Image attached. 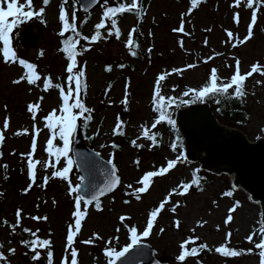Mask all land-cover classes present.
Instances as JSON below:
<instances>
[{
    "label": "rangeland",
    "instance_id": "rangeland-1",
    "mask_svg": "<svg viewBox=\"0 0 264 264\" xmlns=\"http://www.w3.org/2000/svg\"><path fill=\"white\" fill-rule=\"evenodd\" d=\"M138 2L142 5L140 16L134 12L119 16L118 26L121 29L119 38L115 35L108 36L107 28L101 29L104 38L90 44L88 50L77 57L78 66L82 67L85 73L86 89H83L81 99L85 106L91 109L90 113L85 114L91 116V125L85 136L93 135V138L92 141L85 138V141L103 157L112 161L121 176L120 186L98 199L102 211L97 210L94 204L86 205L82 202L81 210L87 207L88 215L82 220L81 230L73 244L78 253V264H107L105 247L122 250L131 242L129 232L131 227H136L138 234L142 233L150 211L181 182H190L195 177L196 169H199V174H203L200 177L205 178L203 184L193 186L184 196L174 194L165 210L158 216L152 234L142 237L141 241L149 242L157 255L164 257L162 264H182L176 260V256L181 252L179 245L192 235L199 236L200 240L196 241V245H189V248L206 243L211 250L205 249L197 257L187 258L183 264H259L258 250L253 254L239 257H224L214 251L215 247L226 242L228 232L232 233L228 241L229 247L239 250L252 248L253 245L247 242L246 237L262 220L261 203L252 200L242 187L235 186L228 171L218 174L202 167L198 159L187 158L169 174L154 178L149 191L141 194L139 201L135 199V194L130 195L133 190L127 188V185L131 183L134 188L138 187L135 181L145 172L166 166L167 160L174 159L177 155L186 156L184 147H178L173 133L164 121L156 128H151L159 115L154 111L153 104L154 87L158 76L171 73L161 82L162 95L176 97L174 102L176 104L181 100H189L194 95L183 96L186 90L199 89L208 82L213 68L218 70L217 74L220 77L218 83L228 82L235 72L237 59L241 62V74L250 71L251 65L256 62H259L261 70L264 71V6L260 7L257 14L253 38L232 47L234 41H229L226 30L232 31L236 39H243L246 36L251 12L254 10L248 9L246 4L235 6V0H202L193 7L190 0H138ZM117 3L127 4L128 0H108L106 6H117ZM60 4L61 0H51L45 6L43 1L36 0L34 9L45 7L44 15L14 30L12 46L18 58L35 63L37 72L42 77L36 85H29L26 81L13 83L26 72V69L19 65L18 61L13 63L3 60L0 42V131L4 134V141L0 144L2 153L0 193H3L0 195V243L4 245L2 250L11 262L48 264L47 252L52 251L53 264H63L64 256L71 251V249L66 251V235L69 225H74L75 217L72 213L74 200L77 195L80 196L79 192L70 193L68 181L52 178L51 173L55 169L45 170L40 165L37 166L36 183L29 192L24 191L31 183L26 154L31 150L32 139L35 136L37 141V150L32 158L42 162L48 161L50 157L45 149L47 140L51 137V130L45 127L44 117L53 109L59 114L62 105L59 89L51 88L45 91L43 78L50 76L53 84L59 83L67 91L68 74L65 69L69 61L59 49L62 38L59 35L62 30V22L58 18ZM65 8L69 13V21H72L71 13L75 11L77 28L86 15H90L83 28V36L91 37L95 32V24L102 18L105 0H101L88 12L83 11L74 0H69ZM235 13L240 14L239 24L234 22ZM182 18L185 32H173L174 28L180 26ZM27 27H31L36 33L35 43H28L25 34ZM134 27L137 31L133 38L137 37L136 44L143 55L142 58L132 56L125 45L129 32ZM208 29L210 31H207ZM181 40L183 48L179 44ZM80 43L88 44L83 39ZM149 48L152 49L150 53ZM41 51L44 53L43 56L40 55ZM210 56L214 58L207 60ZM205 60L207 62H204ZM121 64L125 67L120 68ZM188 64L197 66L186 69ZM109 66L111 71L108 70ZM175 68L186 70L174 73L172 69ZM256 81L264 82V75L254 73L245 81L247 95L244 101L250 110L246 122L241 126H235L232 120H229V123L222 121L231 127H240L250 140H256L261 135L264 137V83L257 84ZM126 86L128 102L124 104L122 101L125 99ZM41 97L43 99H40ZM32 103L39 104L35 120L33 114L27 111V106ZM184 105L188 104L181 106ZM117 116L124 122V135H113ZM6 119L9 126L4 129ZM85 123V119L81 118L83 127ZM144 127H148L151 133L158 134L157 146L150 147L152 142L142 136ZM36 129H39L38 135ZM18 132L22 134L17 135ZM132 140L144 144V147H134L131 144ZM173 143L177 145L175 152L171 148ZM54 144L62 147V141L58 138ZM113 144L119 147L113 148ZM69 155L73 158L72 152ZM52 159L54 162V158ZM137 159L140 161L138 166L134 163ZM3 165H7L6 170ZM65 165L66 159L62 158L56 167L62 168ZM44 176L50 177L46 186L43 182ZM80 177L74 164L69 173L72 186L79 184ZM229 191L232 192V196L224 195ZM237 201L240 207L232 213L233 221L226 225L224 221L229 214L228 210ZM177 202L180 206L172 213L170 208ZM18 208L23 210L21 223L13 232L10 225L16 222L15 213ZM122 215L130 219L121 222L119 217ZM32 216H47L48 219L35 221L31 219ZM176 219L181 221L178 230L173 226ZM4 220H7L8 224H4ZM198 221L207 223L203 227H198ZM24 228H29L41 239H50L52 242L49 249L40 250L42 257L36 261L31 259L33 254L31 249L20 243L21 240L35 239L31 233L24 232ZM117 228L120 229L119 232L116 231ZM161 228L165 229L163 233L160 232ZM193 228L196 229L194 234L191 231ZM93 233L99 234L103 239L94 240L89 245L83 244L82 241L92 238ZM109 240L112 241L111 245L107 244ZM254 240L258 242V237H254ZM8 248H15L16 253L8 252ZM68 258L70 261V255Z\"/></svg>",
    "mask_w": 264,
    "mask_h": 264
},
{
    "label": "snow or ice",
    "instance_id": "snow-or-ice-1",
    "mask_svg": "<svg viewBox=\"0 0 264 264\" xmlns=\"http://www.w3.org/2000/svg\"><path fill=\"white\" fill-rule=\"evenodd\" d=\"M50 3V0H43V5L47 6ZM69 3V0H61L60 4V11H59V20L62 22V30L59 32L61 37H64L66 33L71 32L74 35L68 36L65 38L63 43V48L61 51L66 54L67 60L69 61L66 66V73L67 75V91H65V87L59 83L53 84L52 78L46 77L43 78V88L45 91L56 88L59 89L60 97L62 99V105L59 109V114L57 113L56 109H53L47 116L44 117L46 124L45 127L51 130V137L47 140V146L45 151L48 153L50 159L48 161H40L34 160L33 154L37 150V141L35 136L31 142V150L27 156V171L28 176L31 181L28 187L24 189L25 193L29 192L33 185L36 183L37 180V166L40 165L42 168L47 170L48 168L55 169L51 173L52 178H59L65 181H68L69 184V192L70 193H78L81 190L79 184L76 186H72V182L69 179V173L73 169V165L76 161L69 155L70 152L73 151L72 143H73V134L77 130V122L81 118H84L85 121L90 120L91 116H86V113H90L91 109L87 108L81 99V92L83 89H86V84L84 82L85 73L82 67L78 66L77 57L82 55L84 51L88 50V46L94 42H98L100 39L104 38L101 33V29L107 28V35L112 36L115 35L117 38L121 36V29L118 26V16L124 13L134 12L137 16L142 14V5L138 2V0H128V3H119L117 6L109 7L106 6L108 0H105V8L103 11L102 18L99 23L95 24V32L91 37L89 36H82L77 30L76 24V13L73 11L71 13V20L69 21V13L66 11L65 6ZM74 3H79V0H74ZM90 3H99V0H90ZM201 3V0H191V4L193 7L197 6ZM246 4L248 9H254L251 12L250 23L247 27V34L243 39H236L232 31L226 30L227 36L229 41H234L232 43V47H237L240 44H244L253 38L254 32L253 29L257 25L258 20V12L261 6H264V0H235V6H240L241 4ZM87 8H85V12H87ZM45 13V7H40L38 10H35L33 7V0H0V42H2V52H3V60L5 62H17L19 65L23 66L26 69V72L17 80H14V84H19L22 81H26L29 85H36L39 81L42 80L41 75L37 72V65L35 63H30L26 59H19L17 56V52L13 49L12 41L14 38V30L17 29L20 25L31 21L33 19L41 18ZM234 22L239 24L240 22V14H234ZM106 21L108 23H106ZM88 21L87 19L83 20L82 23L86 24ZM137 29L134 27L131 29L128 35V39L125 42L126 47L131 51L132 56H136L137 52L132 50L134 45L138 47L136 41L133 39V34H135ZM207 31H210L208 29ZM173 32L184 33V22L183 18L181 20V24L178 28H174ZM83 39L84 41L88 42L87 45H81L80 40ZM180 47L183 48V40L179 41ZM205 44H207V40H205ZM80 46V50H78L77 46ZM152 51L151 48L148 49L150 53ZM40 55L43 56V51L40 52ZM219 55V54H216ZM214 57L210 56L207 60H211ZM205 60L204 62H207ZM240 61L237 59L235 62V72L230 77L228 82L218 83L220 77L218 76V70L216 68L211 69L209 81L206 82L201 88H190L183 93V96L187 97L190 94H194L198 99H203L206 97H216L219 95H229V90H232L231 95H234L236 98L242 99L247 95L245 90V81L252 77L254 73H259L264 75V71L261 70V65L259 62H256L251 65L250 71L245 74H241L240 68ZM197 65L195 64H188L186 69L195 68ZM120 68L125 67V65H119ZM186 69L175 68L172 69L174 73H181ZM108 70L111 71V66L108 67ZM171 75V73H163L158 76L155 87H154V95H153V104H154V111L157 112L159 115L152 123L151 128H156L157 125L161 124L163 121H167L169 125H175V121L170 118L167 114L166 108L170 107L175 101L176 97H165L162 95V84L161 82L166 80L167 77ZM257 84L264 83L262 81H256ZM127 86L125 89V99L122 103L127 104ZM40 99H43L41 97ZM190 100H181L182 104L191 103ZM219 103V100H217ZM39 109L38 103H32L27 106V111L33 114V120H35V113ZM9 126V122L6 119L4 121V129H7ZM124 122L120 120L119 116H117V122L113 129V135H124L123 132ZM27 132V130H25ZM20 135L22 133H16ZM36 134H39V129H36ZM142 136L146 138L148 141H151L150 147L157 146V135L156 133H151L148 127H144L142 130ZM57 138L62 141V147L57 146L54 144V141ZM139 139V137L137 138ZM4 141V134L0 131V144ZM131 144L136 148H143L144 144L137 143V140H132ZM113 148L119 147L116 144L112 145ZM172 151L175 152L177 150V145L173 143L171 145ZM2 155V153H0ZM25 154H22V156ZM54 158V162L53 159ZM66 159V165L62 168H57L56 166L60 164L61 159ZM186 156L177 155L174 159L167 160L166 166H161L154 171H147L145 172L139 179L135 181L138 187H133V184L129 183L127 188L132 189L133 192L131 194H135V199L139 201L141 199V194L147 193L150 187L153 184V180L156 177H163L170 173L171 170L175 169L178 164L182 163L186 160ZM111 164L110 171L106 170V174L108 178L106 182H104L103 187H98L96 192L91 196L90 199L84 201L82 196L77 195L74 200V211L72 216L75 217L74 225H69L68 232L66 235V251L67 249H71L70 253L64 256L63 264H78L77 260V250L73 247L75 237L81 230V222L84 218L88 215L87 207L82 211L81 205L82 202L86 203V205H93L99 211H102L101 204L98 200L99 196H103L109 192L114 191L117 186L121 183V177L116 174V165L111 161L107 162ZM134 163L138 166L140 161L137 159ZM5 170L7 169V165L2 166ZM196 172H199V169H196ZM7 178V177H5ZM50 177L44 176L43 182L44 186L47 185ZM81 180L84 177H80ZM201 183V179L199 176H195L191 179L190 182H181L177 187L173 188L171 191L168 192L167 196L162 199L158 206L155 207L153 210L150 211L148 215V219L146 221V227L144 228L143 232L138 234V230L136 227H131L129 229L131 243L127 244L122 250L117 251L114 247H105L104 255L107 257V264H116L117 261H120L122 258L126 256L130 249L134 247H138L141 244L142 237H148L152 234V230L154 224L157 221L158 216L165 210V206L170 203L172 196L180 195L184 196L189 193L190 189L193 186H199ZM3 195V193H0ZM224 195L232 196V192H226ZM130 201H125V203H129ZM55 203V201H53ZM179 202L172 205L170 211L175 213L177 208L179 207ZM39 207V205H37ZM240 207L239 201H237L232 207L228 210V215L224 221L227 225L233 221V215L237 208ZM22 209H17L15 216L16 222L10 225V228L13 232L16 231L17 227H19L21 223L22 217ZM261 217H264V213L260 214ZM32 220L40 221L44 220L47 221V216H32ZM120 221L123 222L130 217L127 216H120ZM4 224H8L7 220L3 221ZM207 221H198L197 226L203 227ZM173 226L175 229H179L181 227V221L176 219L173 221ZM127 227V226H126ZM217 230H219V225L216 226ZM74 229V230H73ZM195 228L191 229L192 233H195ZM24 232H29L35 239L31 240H21L20 243L25 247H29L32 251L31 259L36 261L40 258L41 249H49L51 245L50 239H41L37 236V233L32 231L29 228H24ZM117 232L120 231L119 228L116 229ZM165 231L164 228L160 229V232L163 233ZM232 236L231 232L226 234V242L221 244L218 247H215L214 251L218 254H221L224 257H239L244 254H253L255 250H258L259 255V264H264V219L258 222V226L254 227L250 234L246 237L248 243L252 244L253 247L247 250L241 249L237 250L233 247L228 246V241ZM254 237H258V242L254 240ZM103 239V237L99 236L97 233H93L92 238L83 240L82 243L85 245L92 244L94 240ZM200 240L199 236H189L184 239L179 247L181 252L176 256V260L179 262H185L189 257H197L201 252L205 249H209V246L206 243H201L197 246H193L189 248V245H196V241ZM112 241H107L108 245H111ZM4 245L0 243V262L3 264H10L8 257L5 255V252L2 250ZM211 250V249H209ZM8 252L15 254V248H8ZM27 254V253H26ZM69 255L71 260L69 261ZM53 253L52 251L47 252L48 264H53L52 261Z\"/></svg>",
    "mask_w": 264,
    "mask_h": 264
},
{
    "label": "water",
    "instance_id": "water-1",
    "mask_svg": "<svg viewBox=\"0 0 264 264\" xmlns=\"http://www.w3.org/2000/svg\"><path fill=\"white\" fill-rule=\"evenodd\" d=\"M79 4L83 11L85 8L89 11L98 3L79 0ZM25 34L28 43L36 42L37 35L31 27L25 29ZM176 122L184 135L187 157L191 160L198 159L202 167L218 174L222 171L231 173L235 186L242 187L252 200L259 201L264 213V137L261 135L256 140H250L241 128L222 122L208 101L179 107ZM72 149L75 165L81 177H84L79 182V193L88 200L98 187L104 186L108 178L106 170L111 169V164L107 163L110 160L85 142L81 119L78 120L77 130L73 135ZM116 174L119 175L118 171ZM163 261L164 257L157 255L149 242L141 241L140 246L130 249L116 264H162Z\"/></svg>",
    "mask_w": 264,
    "mask_h": 264
},
{
    "label": "trees",
    "instance_id": "trees-1",
    "mask_svg": "<svg viewBox=\"0 0 264 264\" xmlns=\"http://www.w3.org/2000/svg\"><path fill=\"white\" fill-rule=\"evenodd\" d=\"M36 0H33V7H34V2ZM43 1V0H41ZM51 1V0H50ZM119 4V3H117ZM136 14V13H134ZM123 14L119 15V16H122ZM118 16V18H119ZM90 17L89 14L86 15V17L83 19H87ZM82 20V21H83ZM81 23L79 24L77 30L78 32L80 33L81 36L84 35V32H83V28L85 26L84 23ZM72 22V21H70ZM74 35L73 33L71 32H68L65 34L64 37L61 38V43H60V46H59V49L61 50L63 48V43L62 41L67 38L68 36H72ZM135 41L137 39V37H134L133 38ZM81 44V43H80ZM82 45V44H81ZM78 48V46H77ZM15 50V49H14ZM134 51L137 52V55L134 56L136 58H142V53L141 51L138 49L137 46L134 45L133 49ZM64 55L66 56V54L64 53ZM19 59H21L19 57ZM131 66H133L131 64ZM231 92L232 90H229V95H219V96H216V97H206V98H203V99H198V98H192L193 100L195 101H208L211 105V108L213 109V111L216 113L217 117L221 120V121H229V120H232L234 121V125L235 126H241L243 125L247 118L249 117V114H250V110L249 108L246 107V104H245V101H244V98L243 97L242 99L240 98H236L234 95H231ZM217 100H219V103L217 102ZM181 103L177 102L176 104H172L170 107H167V114L170 116V118L172 120L175 121V114H176V110L180 105ZM166 122V125L170 128V131L173 133V136L175 138V143L178 145L179 148H182L184 147L185 145V142H184V135L180 132V130L178 129L176 123L175 125H169ZM229 123V122H228ZM91 125V120H87L85 125H84V130L85 132H87V130L89 129V126ZM86 137H88L89 141H92V138H93V135H86ZM157 141H158V137H157ZM200 175H203L202 173L199 174V172H194V176H199ZM201 179V183L200 185L203 184V182L205 181V178H202L200 177ZM209 179V178H208ZM207 180V179H206ZM239 250V249H237Z\"/></svg>",
    "mask_w": 264,
    "mask_h": 264
},
{
    "label": "flooded vegetation",
    "instance_id": "flooded-vegetation-1",
    "mask_svg": "<svg viewBox=\"0 0 264 264\" xmlns=\"http://www.w3.org/2000/svg\"><path fill=\"white\" fill-rule=\"evenodd\" d=\"M41 256V255H40ZM42 257V256H41Z\"/></svg>",
    "mask_w": 264,
    "mask_h": 264
}]
</instances>
